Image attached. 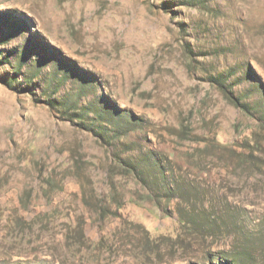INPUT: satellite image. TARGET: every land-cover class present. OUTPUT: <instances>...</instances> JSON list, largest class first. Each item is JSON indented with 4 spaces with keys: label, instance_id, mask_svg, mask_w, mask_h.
Wrapping results in <instances>:
<instances>
[{
    "label": "rangeland",
    "instance_id": "374dc122",
    "mask_svg": "<svg viewBox=\"0 0 264 264\" xmlns=\"http://www.w3.org/2000/svg\"><path fill=\"white\" fill-rule=\"evenodd\" d=\"M0 264H264V0H0Z\"/></svg>",
    "mask_w": 264,
    "mask_h": 264
}]
</instances>
